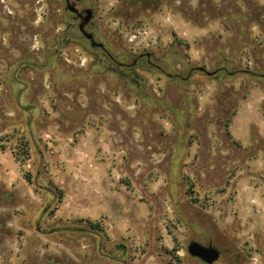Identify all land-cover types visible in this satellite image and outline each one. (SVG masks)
<instances>
[{
    "label": "rangeland",
    "instance_id": "rangeland-1",
    "mask_svg": "<svg viewBox=\"0 0 264 264\" xmlns=\"http://www.w3.org/2000/svg\"><path fill=\"white\" fill-rule=\"evenodd\" d=\"M81 6L163 71L70 42L62 0H0V264H264L263 83L168 77L264 73V0Z\"/></svg>",
    "mask_w": 264,
    "mask_h": 264
},
{
    "label": "flooded vegetation",
    "instance_id": "flooded-vegetation-1",
    "mask_svg": "<svg viewBox=\"0 0 264 264\" xmlns=\"http://www.w3.org/2000/svg\"><path fill=\"white\" fill-rule=\"evenodd\" d=\"M82 1L83 0H62L63 13L68 16L67 19H69L71 25L66 27V33L64 36L66 38H69L70 42H76V43L82 42L83 43L82 47L89 46L93 52H98L99 54L102 55L103 58L106 57L114 66L118 67L119 69H128L129 71H131L136 69L139 65L142 66V64L145 63V65L148 68L155 69L158 71H163L159 63L153 60L151 53H140L129 64L127 63L124 64L122 62L117 61V59L112 56V54L107 50L106 46L97 39L96 35L90 29L92 23V17H93V10L89 7L86 8L82 7L81 6ZM68 5H70L73 9H75L77 13L71 12L69 10ZM87 10H92L91 19L87 24L83 26V32H82L79 27L82 18L86 16L85 12ZM87 36L88 37L90 36L91 38L89 39L87 38ZM55 53H57V49L55 50ZM200 68H202L203 70H199ZM195 72H198L200 74L204 73L209 77H215L218 76L219 74H226L228 77H233L235 75H243L245 77L256 80V82L260 85H262V83L264 85V73L257 70L251 71L249 69H236L233 71H227L226 68L220 67V68H216L213 71H207L204 67H195L190 69L187 73L176 74V75L169 74L168 77L177 78L181 80L183 83H185L190 79L191 75Z\"/></svg>",
    "mask_w": 264,
    "mask_h": 264
},
{
    "label": "water",
    "instance_id": "water-1",
    "mask_svg": "<svg viewBox=\"0 0 264 264\" xmlns=\"http://www.w3.org/2000/svg\"><path fill=\"white\" fill-rule=\"evenodd\" d=\"M68 7L71 12H74V13L76 12L75 9H73L70 5H68ZM91 12L92 10H87L85 12L86 16L82 18L81 20V24L79 28L82 32H83V26L87 24L89 20L91 19ZM87 38L90 39L91 37L87 36ZM199 70H203V69L200 68ZM187 252L192 258L199 259L205 264H213L219 258V251L216 248L212 246H205L195 241L188 244Z\"/></svg>",
    "mask_w": 264,
    "mask_h": 264
}]
</instances>
